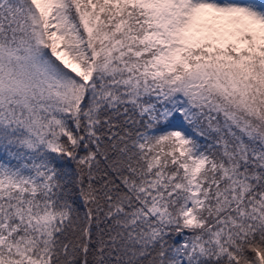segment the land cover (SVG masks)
<instances>
[{"label": "snow or ice", "instance_id": "6c2138e0", "mask_svg": "<svg viewBox=\"0 0 264 264\" xmlns=\"http://www.w3.org/2000/svg\"><path fill=\"white\" fill-rule=\"evenodd\" d=\"M0 264H264V0H0Z\"/></svg>", "mask_w": 264, "mask_h": 264}]
</instances>
